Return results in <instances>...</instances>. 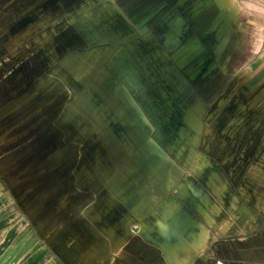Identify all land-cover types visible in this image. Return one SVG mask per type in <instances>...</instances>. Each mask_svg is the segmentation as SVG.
Listing matches in <instances>:
<instances>
[{
    "label": "rangeland",
    "instance_id": "1",
    "mask_svg": "<svg viewBox=\"0 0 264 264\" xmlns=\"http://www.w3.org/2000/svg\"><path fill=\"white\" fill-rule=\"evenodd\" d=\"M201 1L62 0L53 7L57 20L52 24L35 33L14 34L18 22L46 7L40 2L31 6L24 0H0V58L7 63L24 51L21 59L29 61V53L35 56L43 50L39 57L45 62L48 44L42 36L46 33L69 42L61 55L54 53L52 61L41 62L37 71L29 72L27 92L3 114L21 109L26 117L0 119V173L4 169L38 180L28 187L33 199L27 210L29 205L46 208L56 199L55 211L47 217L55 222L68 214L70 199L77 192L83 196V191L87 214L95 206L103 210L110 199L113 208H122L110 197L112 180L141 179L150 190L133 186L139 215L153 206L154 197L160 211L164 207L167 213L174 211L178 204L170 201L173 195L188 198L192 188L190 204L198 200L200 221L219 211L217 225L221 217L238 216L243 228L251 225L246 227V237L257 236L252 222L261 217L264 223V200L256 201L260 209L254 201H245L250 200L245 195L264 196V0H227L224 12L231 17L230 29L219 35L210 30L222 12L217 3L201 13L204 20L198 35H204L213 52L227 34L229 41L205 80L196 82L187 67L201 53L181 65L190 56L192 49L184 47L191 42H186L182 31L178 46L169 49L161 35L168 22L165 26L161 22L166 12L183 13ZM15 14L21 15L18 21ZM157 50L159 54H154ZM8 51L11 54L2 56ZM166 79L171 84L179 82L180 91L186 83L183 88L189 98L194 99L193 92L198 96L195 108L186 106V121L162 91L160 84ZM174 164L181 171L176 181ZM162 177H166L165 189L158 183ZM119 179L117 191L123 188ZM118 197L125 200L124 194ZM135 197L131 196L133 202ZM222 203L230 206L224 214ZM152 217L156 223L145 222V229L158 224L169 229L157 214ZM259 220L257 224L264 227ZM118 222V228L125 229L135 218L124 210ZM216 246L220 257L222 247ZM232 249L225 254L227 264L240 261Z\"/></svg>",
    "mask_w": 264,
    "mask_h": 264
},
{
    "label": "crops",
    "instance_id": "2",
    "mask_svg": "<svg viewBox=\"0 0 264 264\" xmlns=\"http://www.w3.org/2000/svg\"><path fill=\"white\" fill-rule=\"evenodd\" d=\"M24 1H28L27 3L31 6L40 2L38 5L41 4L46 9L37 11L36 14L28 16L27 20L24 18L18 22L13 30L14 34L31 30H34L35 33L46 24H52L57 20L53 7H58L57 2L62 0ZM78 3L77 5L80 4ZM213 3H217L222 10L214 21V26L222 24L221 31H224L225 28L229 30L228 25L231 17L224 12L227 0H202L198 3L196 11L200 13ZM15 15L18 21L21 15ZM171 22L175 23L176 21ZM31 36L32 34H30ZM42 40L48 44L45 50L48 55L45 62L41 61V57H39V55L42 56L44 50L35 56L29 53L31 56L27 59L29 61L21 59L25 55V51L15 54L16 56H13V59L8 63L4 61L3 57L0 58L1 120L11 118L21 120L26 117V113L20 112L21 109L9 115L3 114L10 112L30 87V85L27 86L29 72L37 71V65L41 62L44 65L48 64L53 60L54 53L61 55L65 51L66 45L69 46L67 40L64 44L50 33L43 35ZM228 41L227 34L219 45V52L225 48ZM8 54H11L10 51L2 56ZM18 60L20 61L17 62ZM6 72L9 73L6 75ZM176 166L172 165L175 181L181 175L179 167ZM2 172L0 173V264H215L217 260L225 261V254L229 255L231 252L230 246L234 252H237L240 260L235 262L236 264H264V239L262 238L264 232H261L264 227L257 224L261 217H256L252 222L255 226L254 231L257 232V236L253 239L246 237L248 230L246 227H251V225L243 228L242 223L238 221V216H227L226 219L221 217L222 222L217 225L215 218L218 217L216 214H219V211L213 210L211 215L200 221L197 215L199 210L195 204L198 200H195L193 205L190 204L192 188H189L191 195L188 198L177 196V193L173 195L170 201L178 204L174 211L167 213L164 210L165 207L160 211L155 207L156 198L154 197L153 206L147 208L143 215H139L134 209V205L138 201V194L132 189L147 187L150 190L148 183L146 184L141 179V181L136 179L131 183L132 181L120 180V177H117L111 182L110 197L117 204L116 206H123L122 208H113L110 199V205L104 207L103 210L101 207L95 206L90 208L88 211L90 214H87L86 207L83 206L85 205L83 199L86 195L84 191L83 196L81 192H77L76 197L70 199V207L67 208L68 214L74 215V217L70 218L65 213L63 218L51 223L47 217L55 211L56 199L52 202V207L47 204L46 208L39 209L29 205L30 208L26 209L27 203L33 199L32 187L30 190L28 187L33 183L37 184V177L30 175L24 178L20 174L10 173L4 169ZM165 178L162 177L158 182L159 185H163L164 189L166 187ZM118 179L123 187L120 191H117L115 187V182ZM24 183L25 185H23ZM191 183L193 184V182ZM213 193L211 188V195ZM74 194L72 197L75 196ZM119 194L125 195L124 201L118 197ZM132 195L136 196L135 202L131 199ZM248 196L250 200H245L244 196L242 198L245 201H254L255 206H257V200H264V196L256 193L245 195L247 199H249ZM229 207L221 204L223 214L224 210ZM238 209L239 206H237ZM124 210L135 218V222H132L128 228L119 229L118 221ZM152 213L157 214L169 229H163L160 224L154 228L145 229L143 226L145 222L156 223ZM242 213L240 214L242 215ZM259 222L261 224L262 218ZM125 230H127L126 236L119 239ZM216 245L222 247L223 254L220 257L215 254L218 252ZM248 255L252 258L242 259L243 256Z\"/></svg>",
    "mask_w": 264,
    "mask_h": 264
},
{
    "label": "flooded vegetation",
    "instance_id": "3",
    "mask_svg": "<svg viewBox=\"0 0 264 264\" xmlns=\"http://www.w3.org/2000/svg\"><path fill=\"white\" fill-rule=\"evenodd\" d=\"M185 3H187V0H182ZM200 3V2H198ZM197 4H195L194 6H191L190 9H187L185 12H181L177 9L173 10V11H170V13H168V15L166 16V13L163 15V21L161 22V25L162 23L164 24V26L166 25V23L170 21H177L179 22V17L180 19L183 20V24H181V30L180 32H184L185 31V40L186 42H191L189 44H186L184 48H189L190 46V49H194L196 50V55L198 53H201L199 58L193 62V63H190L187 67V73L189 74H192V76L194 77V81L196 80V82L200 81H204L206 73L210 72L212 70V68H214L216 66V60L218 59L219 57V46H218V49H217V53L213 52L212 50V45L210 44V42H206L204 41L203 39H205L204 35L199 37L198 35V26L199 24L202 22L203 19V16H201L207 8H209V6L207 8H205L202 12L198 13L196 11V7H197ZM183 4V5H184ZM212 5V4H211ZM210 5V6H211ZM179 11V12H178ZM219 16V15H217ZM216 16L215 20L218 18ZM206 20V18H205ZM214 20V21H215ZM214 21L212 22V25H211V28L210 30H216L217 31V34L219 35L222 31H221V27H222V24H220L219 26H214ZM176 22V23H177ZM185 22V23H184ZM180 25V23H179ZM185 26V27H184ZM168 31V26H166V29L161 31V35L163 34V38H164V35L167 33ZM214 32V31H213ZM199 38V40H197ZM165 39V38H164ZM185 44V42H184ZM154 54L158 53V50L157 51H154L153 52ZM217 57V58H216ZM216 58V60H215ZM174 69H177L175 66H174ZM172 70V74L174 73L175 74V70ZM178 70V69H177ZM176 70V71H177Z\"/></svg>",
    "mask_w": 264,
    "mask_h": 264
},
{
    "label": "water",
    "instance_id": "4",
    "mask_svg": "<svg viewBox=\"0 0 264 264\" xmlns=\"http://www.w3.org/2000/svg\"><path fill=\"white\" fill-rule=\"evenodd\" d=\"M176 22L175 23H172L171 21L169 22V24H168V31L164 35L166 46L169 49H171V50H173L176 46H178V44L180 42L179 39H178V36L180 34V30H181V27L180 26H181V24H183V20L182 19H179V22H177V23ZM179 23H180V25H179ZM190 52H191L190 53V56H187L185 58L184 62L181 63V65H184L185 63L189 62V60L192 57H194V55H196V53H197L193 49ZM180 54H182V53H180ZM173 83H174V87H171L170 85H172ZM173 83L172 84L169 83V81L166 79V81H163L160 84V86L163 88L162 91L167 92L166 93L168 95L167 101L168 102L170 101L171 105L175 108V110L178 109L180 111V113L182 115V119H184V121H186L187 120V118L185 117L186 116L185 115L186 106L188 105L191 108H195L197 106V104H198V102L196 101V98L198 96H197L196 93L193 92L194 99L193 98H189L190 95L185 90L187 88V84L186 83H184L183 84L184 86H182V87L179 84V86L182 88V91H180L179 89L176 88V86H178V83L179 82H174L173 81ZM174 91H175V93H174ZM182 99H184V101H185V104H184L185 107L184 108L182 107V105H183V100Z\"/></svg>",
    "mask_w": 264,
    "mask_h": 264
},
{
    "label": "built area",
    "instance_id": "5",
    "mask_svg": "<svg viewBox=\"0 0 264 264\" xmlns=\"http://www.w3.org/2000/svg\"><path fill=\"white\" fill-rule=\"evenodd\" d=\"M215 264H227V263L225 261H223V260H217L215 262Z\"/></svg>",
    "mask_w": 264,
    "mask_h": 264
}]
</instances>
